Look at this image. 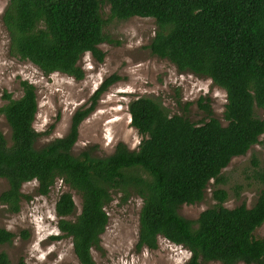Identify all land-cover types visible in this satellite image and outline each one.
Masks as SVG:
<instances>
[{
  "label": "trees",
  "instance_id": "1",
  "mask_svg": "<svg viewBox=\"0 0 264 264\" xmlns=\"http://www.w3.org/2000/svg\"><path fill=\"white\" fill-rule=\"evenodd\" d=\"M110 18L154 19L157 29L146 47L169 61L180 72L207 77L224 90L226 125L211 117L207 103L199 104L209 119L193 124L182 115H168L160 103L138 97L128 104L130 123L142 136L136 149L118 143L111 155L94 157L72 153L79 124L94 109L99 96L118 77L105 79L91 96V105L77 111L67 134L41 148L33 128L37 112L35 87L19 82L22 96L0 108L9 129L8 142L0 132V178L7 190L0 203L17 213L25 197L24 183L36 181L37 193L47 195L57 179L81 200L74 218L69 192L55 203L57 227L70 238L79 264H95L91 250L98 248L108 215L104 207L119 191L125 201L132 193L140 198L135 249L154 250L158 238L190 253L185 264H264V237L254 236L264 223V169L255 163L254 178L261 188L251 207L221 205L223 190L214 191L217 204L195 220L178 209L202 199L209 180L218 182L232 158L243 156L264 133V120L254 109H264V0H106ZM102 0H8L1 21L9 37V53L36 66L44 75L61 73L81 80L80 57L89 53L103 59L98 45L106 41ZM21 236L27 237L26 231ZM15 238L0 228V246ZM0 264H9L0 253ZM18 264H24L22 260Z\"/></svg>",
  "mask_w": 264,
  "mask_h": 264
},
{
  "label": "rangeland",
  "instance_id": "2",
  "mask_svg": "<svg viewBox=\"0 0 264 264\" xmlns=\"http://www.w3.org/2000/svg\"><path fill=\"white\" fill-rule=\"evenodd\" d=\"M7 1L0 0V108L7 103L5 93L12 99L22 96L21 80L34 85L37 112L33 128L39 133L36 148L65 136L73 115L91 105L94 91L111 76L119 80L99 96L94 109L79 124L77 140L72 147L74 155L88 152L94 157H106L113 153L118 143L136 149L142 136L130 123L128 104L138 97H149L160 103L168 115H182L197 125L209 119L200 107L207 103L211 117L226 125L223 89L207 77L178 71L169 61L152 55L146 48L157 29L154 19H111L109 4L102 0L106 41L98 48L104 56L99 62L89 53L83 54L78 65L84 76L76 80L57 72L44 75L30 62L9 53V37L1 21ZM200 100L203 101L201 104ZM254 114L264 120V109L255 108ZM0 132L9 142L10 129L1 113ZM255 163L264 169V133L245 155L231 159L222 169L218 182L208 181L200 201L181 205L179 215L195 220L202 211L217 204L213 196L216 190L226 193L221 203L225 208L232 209L241 204L251 207L261 188L254 178ZM7 188V182L0 178V194ZM20 191L28 198L21 199L17 213L9 212L0 203V228L15 235L10 244L0 246V253H6L9 264H18L20 260L24 264H79L72 251L71 239L55 238L61 235L55 203L61 193L69 192L74 200L70 219H74L80 212V196L60 179L44 196L37 193L36 181L24 183ZM111 196L112 200L104 207L108 215L107 226L100 235L98 248L91 250L95 264H185L189 260L187 249L160 237L156 249L137 251L141 200L130 193L124 201L119 191L112 192ZM22 231H26V238L21 236ZM254 236L264 237V223L255 230Z\"/></svg>",
  "mask_w": 264,
  "mask_h": 264
}]
</instances>
